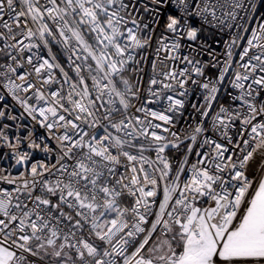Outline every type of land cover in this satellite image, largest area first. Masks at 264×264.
<instances>
[{
  "label": "snow or ice",
  "instance_id": "snow-or-ice-1",
  "mask_svg": "<svg viewBox=\"0 0 264 264\" xmlns=\"http://www.w3.org/2000/svg\"><path fill=\"white\" fill-rule=\"evenodd\" d=\"M0 161V264H264V0H0Z\"/></svg>",
  "mask_w": 264,
  "mask_h": 264
},
{
  "label": "built area",
  "instance_id": "built-area-1",
  "mask_svg": "<svg viewBox=\"0 0 264 264\" xmlns=\"http://www.w3.org/2000/svg\"><path fill=\"white\" fill-rule=\"evenodd\" d=\"M211 42V41H210ZM217 51V53L219 54L221 51H222V45L220 44H214L213 45ZM203 60H208L209 57L207 56H204L202 57ZM146 70H150L149 69H146ZM210 74H214L215 73V70H209ZM201 97H200V93H199V90H195V91H190L189 93V97H188V104L186 105V108L184 110V117L183 118H180L179 119V122L177 124V127H181L185 124V121L188 120L189 117L193 116L195 113L193 111V109L191 108V104L192 103H196L198 100H200ZM221 99V102H226V97L221 95L220 97ZM190 122V121H189ZM23 123H26V124H30L31 122L28 121V120H25L23 121ZM42 133V130L37 128L36 130V134L37 135H40ZM41 154H37V158H39ZM4 163H7L6 161H0V164H4Z\"/></svg>",
  "mask_w": 264,
  "mask_h": 264
}]
</instances>
